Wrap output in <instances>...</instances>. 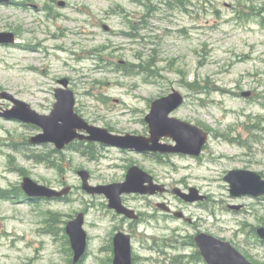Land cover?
Instances as JSON below:
<instances>
[{"label": "rangeland", "instance_id": "obj_1", "mask_svg": "<svg viewBox=\"0 0 264 264\" xmlns=\"http://www.w3.org/2000/svg\"><path fill=\"white\" fill-rule=\"evenodd\" d=\"M11 1L0 6V32L15 36L14 45L0 46L1 89L49 114L58 81L67 79L83 120L144 137L151 102L175 90L184 102L171 117L203 129L208 140L199 157L96 144L90 158L73 149L55 152L52 145L25 146L41 131L0 118V264H72L62 236L66 222L82 212L87 258L81 264H106L117 230L132 235L133 264H205L190 261L196 253L190 241L200 232L229 242L252 264H264V241L255 232L264 227V197L231 198L224 181L233 170L264 180V0ZM161 143L174 145L166 138ZM38 155H51L59 167L37 162ZM133 165L169 191L194 188L207 199L122 195V203L140 213L136 223L116 215L103 195L81 189L78 171L98 186L123 182ZM22 175L71 190L62 199L29 204L16 196L3 199L2 192L19 188ZM157 203L191 223L166 215ZM52 215L55 234L48 225ZM164 238L171 241L161 254L153 240ZM179 255L188 259L172 263Z\"/></svg>", "mask_w": 264, "mask_h": 264}, {"label": "water", "instance_id": "obj_2", "mask_svg": "<svg viewBox=\"0 0 264 264\" xmlns=\"http://www.w3.org/2000/svg\"><path fill=\"white\" fill-rule=\"evenodd\" d=\"M9 0H0V3H8ZM63 6V4H61ZM12 33H0V44H12ZM61 87L54 90L55 103L49 115H40L33 111L27 104L14 99L9 93L2 92L0 99H6L13 103L12 109L1 116L14 119L25 124H32L42 132L32 138L29 143L33 145L52 144L56 150H62L74 140H86L105 146L117 147L135 151L138 153L182 154L198 157L207 141V133L186 122L170 117V114L183 103L182 95L173 90L168 96L157 99L150 104L149 114L144 121L148 124L149 137L133 135H115L106 129L89 125L74 112L75 99L73 93L67 89L68 81L60 80ZM247 97L248 94H242ZM163 138L171 139L175 145L162 144ZM81 179V189L90 195H104L110 209L118 214H123L130 219H136L132 211L127 210L121 204V194H150L164 193L163 185L153 183L152 177L137 166L128 169L123 183L104 186H91L89 174L86 171L77 172ZM229 185L231 198L251 196L254 198L264 196V180L250 171L233 170L224 177ZM21 189L28 197L59 199L67 195L69 187L62 191L47 188L36 184L30 178L25 177ZM172 193L185 202L193 203L203 201L204 196L198 194L194 188L188 193L175 188ZM161 210L168 212L164 204L157 205ZM239 206L231 209L238 210ZM176 218H182L181 213H175ZM83 214H78L75 219L67 223V234L73 251V263L76 264L82 258L86 248V234L82 229ZM256 235L264 241V227L256 229ZM194 244L206 264H252L240 254L231 244L205 233H199L193 238ZM114 259L113 264H131L130 238L122 233H117L113 238Z\"/></svg>", "mask_w": 264, "mask_h": 264}, {"label": "trees", "instance_id": "obj_3", "mask_svg": "<svg viewBox=\"0 0 264 264\" xmlns=\"http://www.w3.org/2000/svg\"><path fill=\"white\" fill-rule=\"evenodd\" d=\"M125 70L127 71L128 68H126ZM73 148H74L76 151H79V152H81L82 154L89 156L90 158H94V157H95V155H94V153L91 151V149L89 150V149H87V148H84L83 145H82L81 143H77V144H75V145L73 146ZM51 157H52L51 155H46V156H45V162H47V164H48L49 166H52L53 168H58L59 165H58L57 163H55L54 160L51 159ZM36 158H37L38 160L42 161V159H40V158H38V157H36ZM55 222H56V221H55V216L52 215L51 219L48 221V225H49V229H51V232H52L53 234H55V232H53V231H54L53 223H55ZM51 232H50V233H51ZM62 237H63V239L66 241V243L68 244V241H67L66 237H65V236H62ZM169 242H170V241H163L161 244H157V243L155 242V244L159 247V249L162 250L163 248H165V247L169 244ZM190 242H192V241H190ZM67 250H68V252H70V249H69V248H67ZM182 257H183V256H182ZM182 257H180V256H178V257L175 256V257L172 258V260H173L174 262H178ZM192 259H194V260H198V259H199V255H198L197 252L192 256Z\"/></svg>", "mask_w": 264, "mask_h": 264}, {"label": "flooded vegetation", "instance_id": "obj_4", "mask_svg": "<svg viewBox=\"0 0 264 264\" xmlns=\"http://www.w3.org/2000/svg\"><path fill=\"white\" fill-rule=\"evenodd\" d=\"M13 4V3H12ZM2 91H5V90H3V89H1L0 88V94H1V92ZM13 107V103H11V102H9V101H7V100H2V99H0V113H5L6 111H8V110H10L11 108ZM4 120H6V121H10V122H15V123H18V122H16L15 120H13V119H4ZM21 126H23V127H25V128H29V129H33V126L32 125H26V124H21ZM28 146V144H26L25 143V146ZM22 150V149H21ZM24 157L25 158H27V155H24ZM23 177H24V175H22ZM154 182H156L155 180H154ZM157 183V182H156ZM167 192H169V191H167ZM155 196H157V195H155ZM235 212H237V211H235ZM137 215H138V219L137 220H134L136 223H138V222H140L142 219H141V215H140V213H137ZM167 215H169V214H167ZM120 218H122L123 220H126V218H124V217H121L120 216ZM119 231V230H118ZM117 231V232H118ZM121 231V230H120ZM122 232V231H121ZM126 233V232H125ZM130 236H131V239H132V235L130 234ZM108 252H109V258L106 260V264H112V256H113V247H112V245L108 248Z\"/></svg>", "mask_w": 264, "mask_h": 264}]
</instances>
